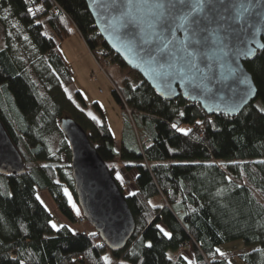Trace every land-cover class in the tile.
Returning <instances> with one entry per match:
<instances>
[{"label": "trees", "instance_id": "obj_1", "mask_svg": "<svg viewBox=\"0 0 264 264\" xmlns=\"http://www.w3.org/2000/svg\"><path fill=\"white\" fill-rule=\"evenodd\" d=\"M0 25V120L26 169L0 174V264H105L106 252L118 264H234L217 249L236 240L248 251L232 258L264 264V112L253 101L236 116L208 115L181 96L162 99L134 71L136 82L113 90L131 119L129 139L123 137L116 149L104 116L93 119L81 92L70 98L65 90L72 77L57 41L72 28L87 47L100 46L129 69L102 40L85 0H0ZM244 65L255 98L264 102V48ZM62 117L78 122L114 177L116 158L133 171L127 177L135 181L131 194L116 179L135 221L122 250L110 251L87 222L84 233L74 229L78 214L64 193L69 189L76 200ZM181 124L187 134L177 130ZM54 134L61 137L58 152H65V161L52 150ZM38 190L54 200L66 219L62 227L49 223L52 215L37 199Z\"/></svg>", "mask_w": 264, "mask_h": 264}, {"label": "water", "instance_id": "obj_2", "mask_svg": "<svg viewBox=\"0 0 264 264\" xmlns=\"http://www.w3.org/2000/svg\"><path fill=\"white\" fill-rule=\"evenodd\" d=\"M85 2L108 48L162 99L181 96L198 103L208 115L228 116H236L255 99L257 88L244 63L264 48V0H244L250 4L251 13L230 7L239 0H214L216 22L208 25L203 47H187L191 28L180 12L167 22L164 36L157 35L161 29L151 27L153 10L144 7L157 0ZM163 39L175 44L165 48L160 43ZM181 42L188 52L195 49L194 67L186 66ZM146 49L152 50L151 56L145 54ZM59 129L68 143L70 173L81 215L110 251L124 249L134 233L135 221L120 185L78 122L62 117ZM25 170L22 156L0 120V174L20 175Z\"/></svg>", "mask_w": 264, "mask_h": 264}, {"label": "rangeland", "instance_id": "obj_3", "mask_svg": "<svg viewBox=\"0 0 264 264\" xmlns=\"http://www.w3.org/2000/svg\"><path fill=\"white\" fill-rule=\"evenodd\" d=\"M1 31L2 27L0 25V33ZM22 35L25 37L24 32ZM13 42L14 44H17L16 39ZM57 47L60 49V52L65 59L66 66L72 77L71 83L65 87L66 94L70 98H73L75 91L81 92L86 104L84 107L85 112L91 117L101 118L104 116L114 138V146L116 149H119L122 138L124 137L129 139L126 122H128V118L130 121L131 119L126 114L125 109H123L116 100L113 90H116V86L121 85L125 81L136 82L137 78L135 72L124 68L117 63L114 64L115 62H112L111 60L109 64H104L105 70L103 72L100 71L99 67L92 59L82 37L75 28L71 29L70 34L65 39L57 41ZM92 73L95 74V79L93 80L91 79ZM253 103L259 109L264 108V102L259 98H255ZM96 105L99 106V109ZM178 129L188 130V126L186 124H181ZM138 131L142 140L145 142L146 136L143 135L140 128H138ZM124 132L126 133V136L124 135ZM60 140L61 137L58 134H54L52 136V150L54 153H57L61 161H65V152H58ZM118 160L119 158H116L114 160L115 162L112 163L113 166H115V177H117V173H119L121 178L117 180L121 186H123L122 188H124V193L127 194L129 190H132L133 185H128L126 181L127 177L125 178L121 176L118 169L122 166ZM64 193L68 199V202L69 197H71V202H69L70 207L74 214H78L79 208L71 191L69 189H64ZM37 196H39V199L51 213L52 223H55L57 226H59L66 222V219L59 213L54 200L47 191L38 190ZM157 200V198H154L152 203L157 202ZM73 205H75V208H73ZM85 228L88 230L87 225H84V223L74 227L75 230L81 229V231L85 230ZM242 247V242L240 240H236L221 245L219 250H221L227 257H230L234 264H242L240 261H237L236 258H232L236 257L239 252L246 251V248ZM187 250L192 251L189 247H187L183 252L185 253ZM190 254L192 256L191 252ZM105 256L111 257L112 255L110 252H106L104 254V257ZM186 256L188 261H190L191 259L189 256Z\"/></svg>", "mask_w": 264, "mask_h": 264}, {"label": "snow or ice", "instance_id": "obj_4", "mask_svg": "<svg viewBox=\"0 0 264 264\" xmlns=\"http://www.w3.org/2000/svg\"><path fill=\"white\" fill-rule=\"evenodd\" d=\"M223 2V0H221ZM151 10L152 14V24L151 27L155 31L156 27L159 26L161 31L157 34L158 36H164V29L167 27V22L171 19L176 18V13H182V19L188 22V27L191 28V35L189 38V43L187 47H192L193 45H200L203 47L207 43V36L204 35L208 31V25L216 22V8L217 5L214 3V0H157L156 3L151 5H146ZM232 8H237L241 13H251V6L248 3H245L244 0H239L238 3H233L230 5ZM29 12L32 9H28ZM222 19V17H221ZM223 27V25H220ZM170 32L171 29L169 28ZM199 37V38H197ZM226 39V37H225ZM161 45L167 48L175 44V41H167L166 39L161 40ZM182 50L185 51L186 60L185 64L187 67H194L193 59L195 56V49L192 52H188L186 48H183V42H181ZM227 45L225 44L224 47ZM159 47V46H158ZM145 54L148 56L152 55L151 49H146ZM260 111L264 112V108H261ZM95 119V117H93ZM197 123H200L197 121ZM173 128L177 126L172 125ZM180 132L187 134L189 130L186 129H177ZM119 173H117V179H120ZM66 191V190H65ZM67 194V192H66ZM131 194V193H130ZM39 199V196L37 197ZM69 202H71V197H69ZM75 208V205H73ZM53 228L58 226L55 223L49 222ZM62 227V226H59ZM157 228H160L164 235L170 236V233L166 232L160 225H157ZM217 252H220L217 249ZM223 255V253H220ZM105 264H108V257H103Z\"/></svg>", "mask_w": 264, "mask_h": 264}, {"label": "built area", "instance_id": "obj_5", "mask_svg": "<svg viewBox=\"0 0 264 264\" xmlns=\"http://www.w3.org/2000/svg\"><path fill=\"white\" fill-rule=\"evenodd\" d=\"M88 48V51L92 57V59L94 60V62L97 64V66L99 67L100 71H104V64L107 65V63L109 64L110 60H111V56L107 54V52L103 51V49L100 46H96L93 49L92 48ZM116 64V63H114ZM91 79H95V74L92 73ZM196 133L201 134L202 133V129L201 128H196ZM127 184H134V179H129L126 180ZM125 181V182H126ZM83 219H85L81 214L76 215V222L77 225L86 224V220L84 221ZM85 230H82V233H84Z\"/></svg>", "mask_w": 264, "mask_h": 264}, {"label": "crops", "instance_id": "obj_6", "mask_svg": "<svg viewBox=\"0 0 264 264\" xmlns=\"http://www.w3.org/2000/svg\"><path fill=\"white\" fill-rule=\"evenodd\" d=\"M119 170V172H120V174H121V176L122 177H129V176H131L133 173L132 172H129V171H127L124 167H121V168H119L118 169ZM115 175V174H114ZM116 179H117V177H115ZM134 191V188H132V190H129V192L130 193H132ZM127 194H129V193H127ZM79 214V213H78ZM160 226H161V228H163L166 232H168V229L163 225V224H160ZM89 229V228H88ZM164 233V232H163ZM191 250V249H190ZM246 251H248L247 249H246ZM187 252V253H186ZM185 252V255H188L189 256V258L191 259L192 258V256H191V254H190V252L192 253V251H189V250H187ZM108 264H118L117 263V260L114 258V257H108Z\"/></svg>", "mask_w": 264, "mask_h": 264}]
</instances>
